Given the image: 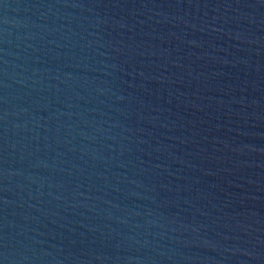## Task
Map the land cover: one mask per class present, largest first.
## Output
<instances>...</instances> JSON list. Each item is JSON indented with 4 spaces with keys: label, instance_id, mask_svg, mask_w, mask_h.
<instances>
[{
    "label": "water",
    "instance_id": "obj_1",
    "mask_svg": "<svg viewBox=\"0 0 264 264\" xmlns=\"http://www.w3.org/2000/svg\"><path fill=\"white\" fill-rule=\"evenodd\" d=\"M0 264H264V0H0Z\"/></svg>",
    "mask_w": 264,
    "mask_h": 264
}]
</instances>
